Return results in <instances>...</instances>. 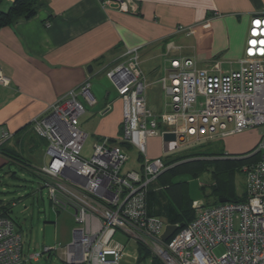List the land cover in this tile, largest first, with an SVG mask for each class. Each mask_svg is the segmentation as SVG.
<instances>
[{"label": "built area", "instance_id": "obj_1", "mask_svg": "<svg viewBox=\"0 0 264 264\" xmlns=\"http://www.w3.org/2000/svg\"><path fill=\"white\" fill-rule=\"evenodd\" d=\"M113 1L122 11L135 10L131 0ZM177 32L190 34L191 29L179 26ZM126 55L130 58L125 62L107 67L123 103L121 138L102 137L90 158L81 156L87 138L80 125L88 110L84 102L97 103L90 79L50 105L47 116L32 121L37 134L47 141L49 157L37 173L54 205L73 210L78 222L72 241L58 248L65 261L124 264L126 247L114 238L122 231L155 249L166 264H264V15L252 17L245 55L237 69L224 71L218 61L199 68L191 58H170L161 78L168 98L163 114L147 105L148 84L138 48ZM10 82L0 65V85ZM254 128L262 129L254 151L260 158L243 168L245 200L196 206L194 219L164 240L168 224L149 214L146 197L149 184L166 166L163 158L148 155V138L172 131L178 148ZM12 136L2 130L1 141ZM123 142L143 155L140 171H122L130 158ZM219 245L225 247L221 256L214 252ZM30 257L38 260L40 254ZM25 261L22 234L0 208V264Z\"/></svg>", "mask_w": 264, "mask_h": 264}, {"label": "crops", "instance_id": "obj_2", "mask_svg": "<svg viewBox=\"0 0 264 264\" xmlns=\"http://www.w3.org/2000/svg\"><path fill=\"white\" fill-rule=\"evenodd\" d=\"M14 1L6 0L9 5L2 9L7 10ZM131 2L134 11L118 9L113 0H39L30 18H19L0 28V65L11 81L7 86L0 85V185H13L4 180L6 176L17 177L11 164L38 174L39 166L19 160L25 155L34 159L44 147L48 157L47 141L37 134L33 119L47 116L50 105L65 99L87 79L97 100L89 108L103 112L100 116L105 120V136L115 137L113 132L119 124L122 128L123 103L107 67L129 59V49L138 48L148 84V107L163 114L168 98L161 78L170 58H191L199 68H209L218 61L224 71L237 69L245 55L251 19L264 15V0ZM179 26L189 27L191 33L177 32ZM221 55L223 59H218ZM225 63L236 66L224 69ZM2 130L13 136L1 141ZM244 131L249 135L243 145L233 140L237 133L223 137L222 152L238 155L255 149L262 129ZM157 137L148 138L149 148L152 138ZM148 155L159 157L150 152ZM235 189L237 192V185ZM237 194L246 196L245 179ZM51 202L54 211L62 210ZM130 252H136L135 248Z\"/></svg>", "mask_w": 264, "mask_h": 264}, {"label": "rangeland", "instance_id": "obj_3", "mask_svg": "<svg viewBox=\"0 0 264 264\" xmlns=\"http://www.w3.org/2000/svg\"><path fill=\"white\" fill-rule=\"evenodd\" d=\"M8 5L9 3L5 0L2 8L5 9ZM218 59H223V55L218 56ZM232 66H234L233 63L223 64L224 69L231 68ZM103 77L110 81L106 75H103ZM110 86L114 87L112 84H110ZM89 107L90 106H87L86 104V108L90 111L81 116L82 128L87 133V138L81 153V156L85 159L91 157L94 144L100 138L107 135V129L105 131V120L100 116L103 112L100 111L101 113H99L94 107L91 109ZM89 112L94 113V115L91 116ZM120 127L119 124L113 132V136H115L114 138H121L122 128L120 129ZM166 127L167 129L170 128L169 126ZM248 133L247 131H243L242 133H237V136H232V138L235 142L241 141L243 145V141H245L249 135ZM221 139L222 138L192 142L184 147H178L165 152L163 139L159 136L157 138H152L150 148L148 146V152H150L152 156L158 154L159 157L166 160L167 158L173 159L190 148H195L201 152L224 151L225 142ZM128 154L130 158L123 166L122 171H139L143 163V159H139L140 152L136 147L131 146L128 148ZM205 157L213 158L214 156ZM223 157L235 158L236 156L224 154ZM19 160L30 162V164L37 167L39 166L40 168L48 162L49 158L45 154L44 147L43 151L41 149L34 155V159L25 155V159L19 158ZM11 165L12 170L17 173V177L13 178L6 176L4 180L13 185H0V208L6 210L15 221L18 229H20L22 234L23 252L26 257L25 264H70L65 261L63 251L61 250L63 248L61 247L68 245L71 242L73 239V230L78 226L73 210H61L58 208L61 210L60 212L56 210L54 211L48 189L44 186L43 178L38 176L33 170L18 168L15 164ZM190 167L193 168L192 171L179 167L178 173L174 175L173 180L175 182L184 183L182 186L185 188L187 199L192 204V208L194 209L196 206L208 205L216 202L217 196L214 193V186L218 185V180L214 171H212V169H200L197 163L191 164ZM243 168L244 166L242 167V170L237 171L235 176V184L237 185L238 193L241 190L243 179H245ZM13 201L16 202L15 205L11 204ZM4 205L7 206L4 207ZM160 217L167 222L165 217ZM165 230L166 228H164L163 233ZM114 238L126 247L124 264H153V257L157 259L160 264H166L162 256L148 244L137 243L131 240L128 234L122 231H118ZM137 244H142L148 251H150V254L145 259L139 260ZM47 248L61 249L46 251ZM132 248H135L136 252L129 253V250ZM214 252L216 255L221 256L225 252V247L219 245L215 247ZM34 253L40 254L38 260L30 257Z\"/></svg>", "mask_w": 264, "mask_h": 264}, {"label": "trees", "instance_id": "obj_4", "mask_svg": "<svg viewBox=\"0 0 264 264\" xmlns=\"http://www.w3.org/2000/svg\"><path fill=\"white\" fill-rule=\"evenodd\" d=\"M4 1L5 0H0V28L19 18H30L35 14L39 2V0H15L7 10H3L2 4ZM122 144L125 145L127 149L131 147V145L126 142ZM254 151L255 149L235 155V158H228L223 157L225 153L222 151L201 152L195 148H190L173 159H164L166 169L148 186L146 203L149 214L156 217H165L168 225H178L179 227L176 232L182 229L180 226L181 224L186 226L194 219L195 208H192V204L187 199L185 188L182 186L184 183L175 182L173 180L174 175L178 173L179 167L192 171L193 168H191L190 165L194 163H197L200 169H212L218 180V185L214 186V193L217 196V200L212 204L220 203L218 197L228 198L230 201L245 200V195L241 198L236 192L235 176L238 170H242L243 166L259 160L260 154ZM139 159H143L141 154ZM141 167L140 170L142 169ZM6 206L7 205H4V207ZM137 245L139 260L145 259L150 254V251L142 244ZM152 263L160 264L154 257Z\"/></svg>", "mask_w": 264, "mask_h": 264}, {"label": "water", "instance_id": "obj_5", "mask_svg": "<svg viewBox=\"0 0 264 264\" xmlns=\"http://www.w3.org/2000/svg\"><path fill=\"white\" fill-rule=\"evenodd\" d=\"M162 139H163V145H164V151L165 152H168L170 150L177 148V143H176L177 135L175 132H172V131L164 132ZM227 201H229L228 198H220L219 199L220 203L227 202ZM180 226L183 227L184 225L181 224ZM178 227H179L178 225H168L166 227L164 234H163V239L168 240L176 232Z\"/></svg>", "mask_w": 264, "mask_h": 264}]
</instances>
